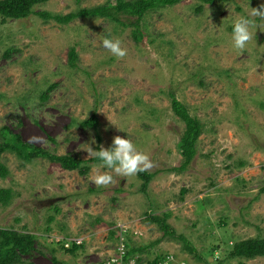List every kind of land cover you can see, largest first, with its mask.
Instances as JSON below:
<instances>
[{"label": "rangeland", "instance_id": "obj_1", "mask_svg": "<svg viewBox=\"0 0 264 264\" xmlns=\"http://www.w3.org/2000/svg\"><path fill=\"white\" fill-rule=\"evenodd\" d=\"M112 1L49 0L35 11L66 15ZM262 3L182 0L157 8L144 17L139 43L130 28L103 19L59 25L34 15L0 18V142L5 129L28 146L90 160L87 144L108 148L120 136L150 157L154 167L146 172L157 173L144 193L137 174L106 168L113 183L97 187L91 177L98 163L80 175L2 154L9 174L0 188L13 197L0 205V229L36 237L23 263L103 264L116 247L110 233L120 230L144 247L141 264L162 254L204 264L181 241L163 237L149 214H169L167 224L209 264L223 261L232 245L264 235V22L251 18L258 27L243 52L233 50L230 38L237 14L247 16L248 5ZM104 38L120 39L127 55L112 56ZM72 49L77 69L69 66ZM171 95L203 126L196 156L182 173L166 171L182 162L177 144L184 124L171 110ZM93 113L97 131L83 129ZM63 237L80 241L79 251L67 253L52 241ZM223 264H264V257Z\"/></svg>", "mask_w": 264, "mask_h": 264}, {"label": "trees", "instance_id": "obj_2", "mask_svg": "<svg viewBox=\"0 0 264 264\" xmlns=\"http://www.w3.org/2000/svg\"><path fill=\"white\" fill-rule=\"evenodd\" d=\"M49 0H0V18L10 19V20H22L30 16H37L43 22L54 21L59 25H67L76 19H103L116 26H121L123 28H130L131 38L139 43L144 39V33L142 29V22L144 17L151 11L157 8L171 7L174 6L182 0H113L112 3L106 5H100L93 8L79 9L74 12H70L66 15L52 14L47 11H35V8L45 4ZM201 3L213 4L215 2L221 1H232V0H198ZM244 1H254V0H244ZM201 7V6H200ZM11 50L5 51V57L9 58ZM77 54L72 49L69 53V66L71 68L77 69ZM1 98V95H0ZM47 96H42V100H46ZM171 110L173 114L184 124L183 133L177 144L179 154L182 158L180 167L167 169V172H178L182 173L187 170V168L192 163L196 156V144L200 137L203 126L196 119L189 115L186 107L179 102L173 95L170 96ZM83 129H93L97 131L99 127V122L95 113L91 115L90 118L80 123ZM6 133V134H5ZM2 142H0V158L4 153H12L19 160L24 163H31L35 159L46 160L52 164L58 165L64 171H77L80 175H86L89 171L90 165L92 163H99L96 158L90 160H81L74 158L70 155L58 156L56 154H51L40 148H35L28 146L21 142L18 135H12L7 133V130H3ZM9 174L8 169L4 164L0 162V179H5ZM138 178L143 181L141 191L145 193L149 183L157 175V173L142 172L138 173ZM261 193H264V188L261 189ZM13 197V192L9 188H0V205L7 206ZM56 212L58 210L56 209ZM169 214H164L163 216H153L147 215V221L150 224L158 226L160 231H162V236L170 238L172 240H179L182 242L184 248L187 249L189 253L195 255L198 260H202L204 264H209L206 259H202L200 255L197 254L195 248L189 243V241L182 235H176L173 229L167 224V219ZM53 217L48 219V222H53ZM46 233L50 232L51 229L48 227ZM120 231V230H119ZM126 236V247L127 254L126 257H134L141 253L144 247H140L137 244L131 242V237L128 232L124 234ZM111 238H115L117 242V233L111 232ZM35 236L28 233L22 234L18 233L12 229H0V264H32L23 263L21 257L30 255L33 250V244L35 241ZM65 238V237H64ZM54 242V240H53ZM61 249L67 253L75 254L81 246L73 245L71 249H65L63 245L57 244ZM213 254V253H212ZM168 254L157 255L152 260H146L147 264H157L160 260H165ZM175 257V256H174ZM264 257V235L254 238H249L236 243L229 247L226 253H224L223 261H218L219 264H223L225 261L230 260H252L255 258ZM176 258V257H175ZM177 259V258H176ZM186 264H189L186 259H183ZM141 263V260L138 259ZM52 264H61L57 259L52 258Z\"/></svg>", "mask_w": 264, "mask_h": 264}, {"label": "clouds", "instance_id": "obj_3", "mask_svg": "<svg viewBox=\"0 0 264 264\" xmlns=\"http://www.w3.org/2000/svg\"><path fill=\"white\" fill-rule=\"evenodd\" d=\"M248 15H239L231 24V43L233 50L243 52L255 34L254 30L258 27L256 18L264 22V3L259 8H250ZM103 48L107 49L110 54L118 59L127 55L126 49L121 46V40L116 38H104L102 40ZM95 143V141H92ZM88 151L94 154L99 161L93 165L95 173L91 179L97 186H108L113 183V176L102 169H110L115 174L122 177L134 176L138 173L148 171L154 167L150 157L143 152L138 151L137 146L129 139L116 136L113 138L108 148L100 147L99 150H93L88 145Z\"/></svg>", "mask_w": 264, "mask_h": 264}, {"label": "built area", "instance_id": "obj_4", "mask_svg": "<svg viewBox=\"0 0 264 264\" xmlns=\"http://www.w3.org/2000/svg\"><path fill=\"white\" fill-rule=\"evenodd\" d=\"M127 231H119L117 234L116 247L114 249V254L112 257L107 259L103 264H139L138 259L141 257L135 255L134 257H126L127 247H126V236L124 235ZM56 244H61L65 249L71 248L74 244L81 246V242H77L75 238H61L58 241L52 239ZM142 263V262H141ZM140 263V264H141ZM147 264V262L145 263ZM157 264H186L183 260L176 259L172 254H168L166 259L160 260Z\"/></svg>", "mask_w": 264, "mask_h": 264}]
</instances>
